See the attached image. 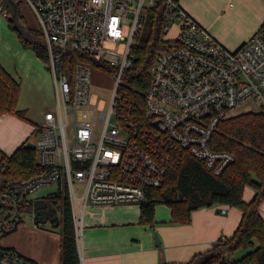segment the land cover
Returning <instances> with one entry per match:
<instances>
[{
    "label": "built area",
    "instance_id": "obj_1",
    "mask_svg": "<svg viewBox=\"0 0 264 264\" xmlns=\"http://www.w3.org/2000/svg\"><path fill=\"white\" fill-rule=\"evenodd\" d=\"M24 1L35 12L47 47L56 109L46 110L34 128L41 171L7 179L11 154L0 149V264H38L3 246L1 238L17 228L24 213L34 218V206L29 211L27 205L36 198L30 195L53 183L58 190L52 193L64 191L68 197L83 264L81 237L89 207L141 202L147 189L164 184L169 163L183 151L216 175L235 160L232 152L215 150L210 142L218 123L246 100L254 99L264 112V34L257 32L230 49L178 0ZM151 8L160 12L164 38L171 24L179 23L175 35L166 38L171 45L155 56L141 117L125 103L119 87ZM0 13L10 15L5 0H0ZM126 16L130 33L119 53L108 43L126 40ZM92 66L111 74L115 88L108 112L93 109L90 118ZM114 114L120 124L110 123ZM99 119L104 124L97 133ZM55 215L60 216L56 209Z\"/></svg>",
    "mask_w": 264,
    "mask_h": 264
},
{
    "label": "trees",
    "instance_id": "obj_2",
    "mask_svg": "<svg viewBox=\"0 0 264 264\" xmlns=\"http://www.w3.org/2000/svg\"><path fill=\"white\" fill-rule=\"evenodd\" d=\"M156 10H149L142 32L131 48V66L123 73L119 87L125 103L141 117L155 56L171 45L170 40L163 37L162 18ZM9 24L15 29L11 21ZM257 32L264 34V21ZM18 36L24 46L32 47L37 56L46 61L47 47L42 36L29 39L20 32ZM20 89V83L0 64V115L9 113L27 118L26 111L18 108ZM25 142L10 156L7 179H25L41 171L36 149L26 147ZM210 144L215 150L232 152L235 160L216 175L202 161L181 152L180 158L169 163L164 184L147 189L145 199L140 202V222L153 225L155 207L159 203H166L171 208L173 221L179 223H187L191 212L201 207L236 206L241 209L242 217L232 235L218 239L211 248L194 254L186 262L161 264H264V218L259 211L264 200V112H239L221 120ZM247 185L254 193L246 201L243 193ZM46 199L60 211L57 227L61 234V264H79L66 193H51ZM32 207L31 203L27 205L29 211ZM239 250L242 254L236 256Z\"/></svg>",
    "mask_w": 264,
    "mask_h": 264
},
{
    "label": "crops",
    "instance_id": "obj_3",
    "mask_svg": "<svg viewBox=\"0 0 264 264\" xmlns=\"http://www.w3.org/2000/svg\"><path fill=\"white\" fill-rule=\"evenodd\" d=\"M178 1L185 11L230 49L237 48L257 33L264 21V0ZM0 64L20 83L1 59ZM38 67L42 90L50 94L54 90L53 75L42 63ZM6 115L11 114L0 115V119ZM25 137H16V146L13 145L9 154L26 140H23ZM0 149L7 153L9 147L0 144ZM250 195L251 191L247 192L246 201L251 199ZM224 208L226 212L222 211ZM259 211L264 218V200ZM241 217L242 211L236 206L212 205L193 210L187 223H179L173 221L171 212L159 215L155 209L151 225L140 222V202L91 206L84 217L83 264L186 262L194 254L211 248L218 239L232 235ZM2 244L38 264H61L59 230L18 224Z\"/></svg>",
    "mask_w": 264,
    "mask_h": 264
},
{
    "label": "rangeland",
    "instance_id": "obj_4",
    "mask_svg": "<svg viewBox=\"0 0 264 264\" xmlns=\"http://www.w3.org/2000/svg\"><path fill=\"white\" fill-rule=\"evenodd\" d=\"M19 1V14L21 22L26 25L27 28L32 32L33 36L41 37V27L39 21L36 17L35 12L32 10L30 5L24 0ZM179 22H174L171 24L170 30L165 35L166 38H171L175 35L177 31V26ZM131 18L126 16L123 21V31L126 40L110 42L108 45L115 47L119 53H124L126 48V42L130 33ZM38 37V38H39ZM40 39V38H39ZM0 59L2 63L10 69V72L19 79L20 81V94L18 98V108L24 109L26 111V119L20 118L15 115H6L0 119V144L9 147L8 154L12 151L13 145L18 141V136L26 135L23 139L25 141L35 142L39 137V131H34V126L42 124L43 114L46 110L56 109V96L54 90L50 94H45L42 90L41 84L39 83V65L40 63L47 68L45 60L39 58L32 47L24 46L21 42L18 32L13 29L9 24V19L0 13ZM91 81L89 88V106L88 114L92 118L94 110L99 112L107 113L109 110V105L111 102L112 95L114 93L115 81L114 78L107 71L101 70L98 67H91ZM259 112L261 111L260 105L254 99H248L243 102L237 110L231 114H237L239 112ZM230 115V116H231ZM111 124H120L117 117L112 115ZM103 120L99 119L96 122V132L98 133L103 127ZM34 127V128H33ZM8 145V146H6ZM37 151V150H36ZM38 159V151H37ZM58 190L57 184L53 183L50 185H42L36 191H34L30 197H46L52 192ZM251 191L250 197L254 192V189L247 185L244 188L243 198L247 192ZM219 206H230L228 204H216ZM157 212L159 215H164L165 213L171 212V208L166 203H159L156 205ZM59 213L60 211L57 210ZM18 224L35 226L49 229H56L58 231L57 225H53L50 222L45 224L35 223L32 213H24ZM157 236L159 235L156 233ZM9 235V234H8ZM7 236V235H6ZM1 238V243L4 238ZM81 237V242H82ZM159 238V236H158ZM242 250L236 252V256H240Z\"/></svg>",
    "mask_w": 264,
    "mask_h": 264
},
{
    "label": "water",
    "instance_id": "obj_5",
    "mask_svg": "<svg viewBox=\"0 0 264 264\" xmlns=\"http://www.w3.org/2000/svg\"><path fill=\"white\" fill-rule=\"evenodd\" d=\"M5 2L10 11V15L8 19L13 23L14 28L18 32H20L25 38L33 39V35L30 32L29 28H27L26 25L21 22L20 14H19V1L5 0ZM25 146L28 148L36 147L35 142L29 140L25 142ZM33 206L35 209V213H34L35 223L45 224L49 221L53 225L58 224L59 218L57 215H54L55 208L52 206L47 207V202L45 201V198L43 197L37 198L34 201Z\"/></svg>",
    "mask_w": 264,
    "mask_h": 264
},
{
    "label": "flooded vegetation",
    "instance_id": "obj_6",
    "mask_svg": "<svg viewBox=\"0 0 264 264\" xmlns=\"http://www.w3.org/2000/svg\"><path fill=\"white\" fill-rule=\"evenodd\" d=\"M36 199H37V198H36ZM45 201L47 202V207L52 206L51 203L49 202V200L45 199ZM52 207H53V206H52ZM54 215H55V211H54ZM47 223H49V221H48Z\"/></svg>",
    "mask_w": 264,
    "mask_h": 264
}]
</instances>
